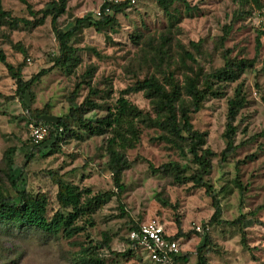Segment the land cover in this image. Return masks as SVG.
Masks as SVG:
<instances>
[{"label": "rangeland", "instance_id": "1", "mask_svg": "<svg viewBox=\"0 0 264 264\" xmlns=\"http://www.w3.org/2000/svg\"><path fill=\"white\" fill-rule=\"evenodd\" d=\"M34 11L45 10L52 0H26ZM128 0H67L66 12L56 27L66 31L76 18H99L104 2ZM190 7L175 3L167 12L154 0L127 4L115 15L116 24L97 32L94 28L80 31L71 41L80 63L67 73L52 68L58 56V45L50 24L41 26L0 27V53L14 68L22 67L25 81L42 70V76L25 94L22 102L16 96L14 81L0 64V186L3 193L14 196L7 178L5 157L13 150L11 172L23 181L29 193H44L49 201L48 218L58 206L56 185L49 172L77 185L89 194L83 201L89 210L76 225L83 231L71 239L61 234L49 236L35 229L0 227V264H74L77 253L89 247L102 264H150L147 256L128 252L127 235L133 224L159 221L172 235L179 220L184 237L178 240L179 264H196L197 248L207 239L204 264H264V8L261 11L240 7L232 0H185ZM3 10L14 18L32 21L19 0H0ZM113 14V13H112ZM111 14V15H112ZM191 43H199L195 50ZM160 52L165 53L163 58ZM193 57L185 65V54ZM230 62H251L234 82H214L215 94L208 96L203 108L191 115L193 128L207 134L206 147L217 157L204 177L218 200L222 224L208 225L215 208L204 189L193 183L176 184L171 175L154 172L164 164H178L185 176L196 165L184 146L170 143L163 132L134 120L137 140L125 157L130 165L123 174L124 192L99 201L97 196L115 192L106 167L108 135L89 136L75 122V117L95 121L113 109L124 97L142 113L154 117L143 93L123 91L137 81L155 77L161 81L171 72L181 82L185 74L201 70L214 73ZM92 72L86 78L85 73ZM77 94H73L76 85ZM241 88L246 104L239 111L234 127L236 150L226 160L220 153L226 146L227 102ZM96 91V95L89 94ZM89 98L100 108L71 115ZM47 114L41 116L35 111ZM87 111V110H86ZM39 118V119H37ZM63 119L71 134L60 148H45L29 163L26 156L36 152L27 141L31 121L55 123ZM124 130V129H123ZM127 135V134H126ZM128 137V135H127ZM54 150V151H53ZM26 165V166H25ZM24 166V167H23ZM96 199V200H95ZM242 218V225L228 224ZM199 227L204 232L196 231ZM207 228V230H204ZM107 242L109 250L102 248Z\"/></svg>", "mask_w": 264, "mask_h": 264}, {"label": "trees", "instance_id": "2", "mask_svg": "<svg viewBox=\"0 0 264 264\" xmlns=\"http://www.w3.org/2000/svg\"><path fill=\"white\" fill-rule=\"evenodd\" d=\"M25 5L27 13L33 18L32 21L24 18H14L9 12L3 10L0 2V27L8 25L11 28H18L20 24L24 27L41 26L45 19L50 18V24L58 45V56L53 59L52 68H58L69 73L75 69L80 63L79 57L76 56V49L71 45L72 39L82 30L86 28H94L97 32H102L104 28H110L116 24L115 15L121 12L129 4V0L124 3L104 2L100 7L99 18H76L73 24L66 31L57 29L56 24L60 16L66 11L67 0H52L47 9L34 11L26 0H19ZM156 5L167 12L175 3H182L186 9H190L185 0H154ZM240 7H249L251 9L261 11L264 8V0H232ZM106 10L110 14H105ZM113 13V14H112ZM112 14V15H111ZM264 36V31L258 33L257 47L260 46L259 37ZM195 50L200 48L199 43H191ZM162 57H165L164 52H160ZM187 60L193 62V57L190 54H185L181 58V63L185 65ZM0 64H2L8 76L14 81L16 86V96L20 102L23 101L25 94L30 93L31 87L39 81V79L48 73V70H42L29 80L25 81L22 77V67L14 68L6 62L5 56L0 53ZM252 66L251 62L240 61L233 63L225 59L222 68L214 73L203 75L201 70L194 71L191 66L190 75L185 74L181 82L174 78L173 73L169 72L163 81L155 77H147L141 81H137L132 87L123 91L122 96L128 93H143L148 100L154 117L148 113L140 112L136 107L132 106L124 97H120L113 109H106V115L95 121L81 119L80 116L75 117L76 113L85 114L86 112L99 109L100 107L93 103L89 98H86L84 103L77 108L71 110V115L75 117V122L89 136H102L107 134L105 152L107 155L106 167L111 174V180L115 192L109 191L102 195H98L99 201L116 196L119 200L121 194L125 190L122 183L123 174L129 169L130 165L125 157L127 149L133 148L137 132L133 129V121L137 120L147 127L157 129L163 132L170 143L175 146H184L187 153L192 157L195 163L196 170L190 175L185 176L178 164H164L157 169L150 166L154 172L171 175L176 184L193 183V186L199 189H204L207 196L212 201V206L215 208L214 213L208 225H216L227 222L219 220L221 215L218 200L215 198L210 185L204 181V177L211 169V162L217 157V154L206 147L207 134L201 133L193 128L191 123V115L198 113L202 108L208 96L215 94L214 86L216 82H234L239 74L247 67ZM86 78L92 75V72L85 73ZM215 82V83H214ZM80 90V85H76L74 93L77 94ZM89 94L96 95V91H91ZM246 100L242 94L241 88L237 87L234 96L227 102V117L226 128L223 137L226 140V146L220 153V159L226 160L236 150L234 145V137L236 128L234 122L239 114V111L245 106ZM46 108L43 111H35L34 114L41 116L47 114ZM87 110V111H86ZM39 119V118H37ZM49 128L47 137L38 145H31V148L36 152L26 156V165L35 157L41 154L43 149L60 148V143L66 139V136L71 134L69 124L58 119L55 123H44ZM62 132H58V129ZM124 129V130H123ZM128 137H127V135ZM54 151V150H53ZM14 151L10 150L6 155L7 178L10 183L14 196L6 195L0 186V227H9L17 229H35L49 236L61 234L66 239H71L83 231V227L76 225L84 215L87 214L89 203L83 201L84 195L89 194L88 191H83L77 185L64 181L58 178L55 173L49 172L48 178L56 185L57 192L55 195V203L58 206V211H55L48 218L49 201L46 194H32L26 190L24 182H19L18 178L11 172L12 155ZM25 165V166H26ZM24 167V166H23ZM96 200V199H95ZM243 219L240 218L232 223L242 225ZM141 224V223H140ZM139 224V225H140ZM176 233L166 237L168 240H179L184 237L181 231L179 220H176ZM138 224L130 226L129 230L136 229ZM128 252L135 253L131 248L129 240L126 239ZM207 247V239H204L203 245L197 248L196 264H204L203 253ZM102 248L109 250L107 242H103ZM177 263L186 260L185 256H179L176 259ZM89 247L80 250L75 259L74 264H102Z\"/></svg>", "mask_w": 264, "mask_h": 264}, {"label": "built area", "instance_id": "3", "mask_svg": "<svg viewBox=\"0 0 264 264\" xmlns=\"http://www.w3.org/2000/svg\"><path fill=\"white\" fill-rule=\"evenodd\" d=\"M138 1L129 0V4L135 5ZM100 14L99 11L98 17ZM105 14H110V11L106 10ZM58 132H62V129H58ZM48 133L49 128L43 122L31 121L27 125V141L31 145L43 142ZM196 231L204 232L199 227H196ZM169 235L159 221L149 220L129 230L127 239L135 252L149 258L150 264H179L175 260L180 256L178 240L166 239Z\"/></svg>", "mask_w": 264, "mask_h": 264}]
</instances>
